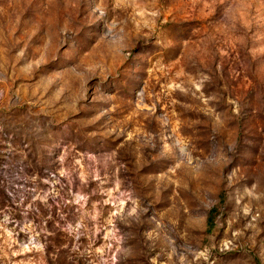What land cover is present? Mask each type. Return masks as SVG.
Wrapping results in <instances>:
<instances>
[{
  "label": "rangeland",
  "instance_id": "374dc122",
  "mask_svg": "<svg viewBox=\"0 0 264 264\" xmlns=\"http://www.w3.org/2000/svg\"><path fill=\"white\" fill-rule=\"evenodd\" d=\"M0 264H264V0H0Z\"/></svg>",
  "mask_w": 264,
  "mask_h": 264
}]
</instances>
